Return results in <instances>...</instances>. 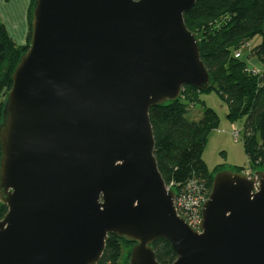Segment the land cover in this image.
Instances as JSON below:
<instances>
[{"label": "water", "instance_id": "water-1", "mask_svg": "<svg viewBox=\"0 0 264 264\" xmlns=\"http://www.w3.org/2000/svg\"><path fill=\"white\" fill-rule=\"evenodd\" d=\"M196 0H35L0 126V264H264V170L215 172L201 232L177 214L149 111L211 76L184 14Z\"/></svg>", "mask_w": 264, "mask_h": 264}, {"label": "trees", "instance_id": "trees-1", "mask_svg": "<svg viewBox=\"0 0 264 264\" xmlns=\"http://www.w3.org/2000/svg\"><path fill=\"white\" fill-rule=\"evenodd\" d=\"M34 2H30L29 28L23 45L10 36L0 16V126L12 87V73L29 47ZM184 21L199 40L201 59L210 73L211 85L202 91L186 85L179 98L150 108L154 154L167 185L173 183L179 187L197 179L210 192L215 172L225 167L211 170L202 155L209 133L218 127L220 119L210 107L204 109L199 120L186 115L188 105L200 101L202 92L216 91L227 103V117L231 121L244 117L243 145L251 162L250 170H264V69L249 68L239 52L242 45L260 35V43L251 52L264 63V0H196L184 14ZM229 169L246 171L243 166ZM6 211L7 206L0 202V216ZM125 245L129 249L126 259H122ZM131 246L132 243L110 234L99 264H128ZM152 246L161 264L174 263L177 255L167 239L159 238Z\"/></svg>", "mask_w": 264, "mask_h": 264}, {"label": "rangeland", "instance_id": "rangeland-1", "mask_svg": "<svg viewBox=\"0 0 264 264\" xmlns=\"http://www.w3.org/2000/svg\"><path fill=\"white\" fill-rule=\"evenodd\" d=\"M261 36L257 35L246 44L240 47L241 58L246 60L251 69L261 71L264 69V63L257 59L251 52V48L260 43ZM200 101L190 103L187 108V117L192 120H199L206 107L213 108L219 116V125L211 130L208 141L203 151V159L208 167L213 170L217 166L225 168H234L243 166L246 171H251V162L249 161L243 145L244 117L231 121L227 117L228 105L220 98L216 91L202 92L199 94ZM234 129L240 130V135L236 139L233 134ZM129 247H123L122 259H126Z\"/></svg>", "mask_w": 264, "mask_h": 264}, {"label": "built area", "instance_id": "built-area-1", "mask_svg": "<svg viewBox=\"0 0 264 264\" xmlns=\"http://www.w3.org/2000/svg\"><path fill=\"white\" fill-rule=\"evenodd\" d=\"M239 53L236 55L238 56ZM236 139L240 135V130L233 131ZM252 173L251 171H248ZM206 185L197 179H191L184 184L176 187L173 183L167 185L175 189L174 206L178 215L182 216L187 223L195 230L201 232L200 223L202 219V206L208 199L209 193Z\"/></svg>", "mask_w": 264, "mask_h": 264}, {"label": "crops", "instance_id": "crops-1", "mask_svg": "<svg viewBox=\"0 0 264 264\" xmlns=\"http://www.w3.org/2000/svg\"><path fill=\"white\" fill-rule=\"evenodd\" d=\"M31 0H0V16L14 41L23 45L28 34V10Z\"/></svg>", "mask_w": 264, "mask_h": 264}, {"label": "flooded vegetation", "instance_id": "flooded-vegetation-1", "mask_svg": "<svg viewBox=\"0 0 264 264\" xmlns=\"http://www.w3.org/2000/svg\"><path fill=\"white\" fill-rule=\"evenodd\" d=\"M0 217H2V216H0Z\"/></svg>", "mask_w": 264, "mask_h": 264}]
</instances>
